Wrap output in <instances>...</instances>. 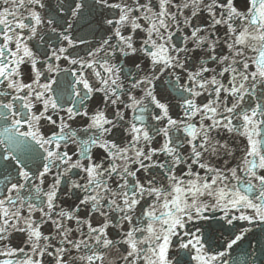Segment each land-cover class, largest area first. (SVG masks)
<instances>
[{"label":"snow or ice","instance_id":"snow-or-ice-1","mask_svg":"<svg viewBox=\"0 0 264 264\" xmlns=\"http://www.w3.org/2000/svg\"><path fill=\"white\" fill-rule=\"evenodd\" d=\"M0 264H264V0H0Z\"/></svg>","mask_w":264,"mask_h":264}]
</instances>
